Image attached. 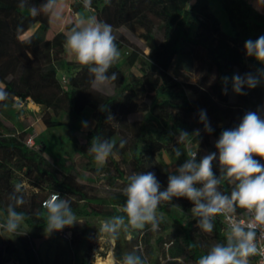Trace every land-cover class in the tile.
<instances>
[{
	"label": "trees",
	"instance_id": "1",
	"mask_svg": "<svg viewBox=\"0 0 264 264\" xmlns=\"http://www.w3.org/2000/svg\"><path fill=\"white\" fill-rule=\"evenodd\" d=\"M228 21L234 30L233 35H226L220 30L215 15L210 11L207 0H91L86 6L85 0H78L70 5L71 12L81 15L86 8L95 10L98 21L110 24L113 30L123 26H134L139 31V38L146 48H163L171 41L184 42L193 49L204 52V70L197 83H188L172 77L168 66L160 58L157 62L148 60L139 48L132 47L129 60L140 63L141 75L137 81L145 89L144 113L139 129L123 132L118 126L106 123L108 113L114 117L127 116L137 107L136 94H131L125 86V75L115 63L109 70L118 74L116 81L110 82L115 88L114 94L101 92L94 87L92 78L85 66L73 64L64 58L66 47L64 31L45 38L48 25L41 22L43 14L32 17L28 11L35 4L39 7L44 0H0V112L8 102L15 98L23 102L29 99L42 109L40 118L46 127L59 125L63 113L78 116L84 107L92 108L96 113L93 127L72 137L79 150L89 155L88 147L95 135L112 140L116 147L114 153L121 150L123 139L130 148V173L118 166L111 155L107 163L113 166L115 177L127 184V178L133 173L154 172L162 189L167 187L168 175L161 172L156 164V156L165 151L170 157L175 156L174 148H182L190 143L200 156L217 151L215 142L222 130L237 126L247 111H257L264 105V83L254 89H243L246 95L232 96V76H243L247 72L256 74L264 67L253 57H248L244 49L246 40H256L264 35V14L255 11L246 0H220ZM23 5V6H22ZM36 29L26 38L21 39L29 29L37 24ZM74 27L73 22L65 25L66 30ZM18 28L23 31H18ZM28 53H31L29 56ZM141 54V55H140ZM73 67V68H72ZM58 70H66L67 76L60 80ZM227 77V84L224 78ZM227 88V92L223 91ZM159 110V115L153 114ZM206 110L208 120L214 131L208 134L199 121V111ZM200 129V136H190L183 142H177L180 130L192 133ZM146 132H151V135ZM81 139V142H79ZM0 190L15 193L23 203L16 207L25 216L24 223L30 228L46 227L45 200L35 203L37 194L25 196L21 188L10 183L5 162L17 157L20 164L15 169L25 173L34 172L38 177L49 182L58 193L70 200L77 196L83 202L78 208L71 202V207L78 216L96 215L102 217L122 215L121 212H104L99 206L87 201L86 192L82 191L66 177L61 178L54 166L45 162L36 152L31 151L22 141L20 134L0 132ZM259 159V157H256ZM264 164V160L260 161ZM214 171L219 175L218 162L214 161ZM40 186L39 182H32ZM231 185L225 182L221 191L230 193ZM116 204L121 206L126 201L123 192L115 194ZM173 207L162 204L158 212L165 214L172 221L183 225V214L191 203L187 199H173ZM8 208L0 204V211L7 218ZM244 210L237 209V214ZM3 219V218H2ZM196 223V220H194ZM215 228L211 233L215 243H224L225 235L218 216L214 219ZM184 229V228H183ZM185 245L196 262L207 251L185 231ZM173 258L182 256L183 250L171 252ZM119 257V256H118ZM83 264H87L83 261Z\"/></svg>",
	"mask_w": 264,
	"mask_h": 264
},
{
	"label": "rangeland",
	"instance_id": "2",
	"mask_svg": "<svg viewBox=\"0 0 264 264\" xmlns=\"http://www.w3.org/2000/svg\"><path fill=\"white\" fill-rule=\"evenodd\" d=\"M77 1L60 0L57 9L60 14L59 18L55 15H42L41 22L48 25V30L44 34L45 38H51L58 31H64L67 34L69 30L65 29V25L70 22H73L75 26L81 18H96L95 10L89 8L84 9L81 15H74L70 5L76 4ZM207 1L210 11L218 20L220 30L228 36L233 35L234 30L222 8L221 1ZM37 25L38 23L20 38L24 39L30 35ZM133 27L123 26L113 30L121 53L116 64L124 72L127 90L137 96V107L131 114L115 117L118 123L115 126H118L123 132L139 129L144 113L143 102L146 100V91L137 81V77L141 75L140 63L138 59L131 62L128 57L132 47L139 48L152 62H157L162 58L172 77L188 83H197L202 69L204 70L202 64L205 61L203 51L193 49L188 44L177 40L171 41L163 48L150 50L139 38V31ZM64 58L69 60L73 67L79 65L67 48ZM57 76L63 80L67 76V71L58 70ZM94 87L107 94L115 93V88L110 83L94 84ZM233 94L232 89V96ZM41 113V107L35 105L30 99L23 102L15 98L13 102H8L0 112V132L20 134L22 141L33 137L34 145L28 149L36 152L45 162L57 168L61 178L66 177L67 181L86 192L87 201L90 204L99 206L104 212H120V206L115 203V194L123 192L126 184L115 177L116 173L110 163H106L98 171V165L93 155L91 153L83 154L72 141V137L78 138L81 133L93 127L96 118L95 111L86 106L77 117L68 113H63L60 117L54 116L55 120L60 121L59 125L54 127L44 125L40 118ZM153 114L158 116L159 110L155 109ZM83 120H87L90 127H82ZM146 133L151 135V132ZM195 146L190 143L185 144L181 150L184 154L179 159L176 156L170 157L165 151L161 152L156 156L158 169L166 174L174 173L176 167L185 161L186 156L195 149ZM113 156L117 160L119 168L129 174V145L123 146ZM19 164L17 157H12L5 162V166L9 170L10 183L21 188L27 198L31 194H37L35 203H38L50 198L53 192L58 193L54 186L44 178L38 177L36 173L26 174L25 169L16 170L15 166ZM3 171L4 168H0V175L3 174ZM13 180L16 181V184L12 182ZM34 181L39 182L40 186L33 185ZM70 200L75 206L82 208L83 202L77 196L70 197ZM0 204L4 208H8L10 204L15 205V199L11 194L0 190ZM192 207L191 203L189 210L184 212L183 225L177 224L165 214L158 212L163 219L155 230L150 225L145 226L142 230L121 229L114 239L100 230L101 222L112 216L76 215L79 223L71 228L47 234L45 228H30L24 222L22 226L26 228L25 231L7 232L2 227L4 222L1 220L6 217L0 211V264H83V261L87 264H95L98 257L107 258L109 255L113 257V264H118L123 254L128 252H135L143 259L144 264H196L185 245V231L190 232L195 242L206 251L215 244V241L211 233H205L196 226L195 219L190 214ZM41 237H46V239L40 242L36 249L32 239ZM180 250H183L182 256L173 258L171 252Z\"/></svg>",
	"mask_w": 264,
	"mask_h": 264
},
{
	"label": "clouds",
	"instance_id": "3",
	"mask_svg": "<svg viewBox=\"0 0 264 264\" xmlns=\"http://www.w3.org/2000/svg\"><path fill=\"white\" fill-rule=\"evenodd\" d=\"M59 2L44 0L39 7L31 5L28 11L33 18L41 14L59 18ZM85 4L90 6L91 0H85ZM18 31L23 29L18 28ZM65 47L77 63L87 68L93 84H106L118 79L116 72L109 74L121 55L110 24L98 21L95 17L79 19L67 33ZM244 49L248 57L264 65V35L254 41L246 40ZM227 80L225 77V84ZM262 83L264 67L258 68L256 74L247 72L243 76H232V89L237 95H246L243 89H254ZM223 91L226 94L227 88ZM3 98L4 94L0 93V99ZM198 115L204 131L211 134L214 129L206 110L201 109ZM105 122L118 124L110 112ZM81 124L84 128L90 127L87 120ZM200 134V129H195L191 134L180 130L177 142H183L190 136L199 137ZM125 143L122 139L120 147ZM115 147L110 139L98 135L92 138L87 151L93 155L98 171L114 154ZM215 148L217 151L200 156L199 159L198 153H189L175 172L169 173L164 189L154 172L128 176L123 189L126 201L119 209L122 215L102 221L100 230L113 239L121 229L142 230L150 225L155 230L163 219L158 214L159 207L164 203L179 207L173 204V199L184 198L192 203L190 214L201 231L212 233L217 215H223L230 221L225 242L211 245L206 253L200 255L196 264H249V257L261 251L257 246V232L259 238L264 239V164L260 162L264 160V105L257 111H247L234 128L222 130ZM174 154L179 159L184 153L174 148ZM214 161L218 162L219 175L214 171ZM225 182L232 186L230 193L221 191ZM13 198L15 205L8 206L7 218L2 225L7 232H16L25 219L24 214L16 210L23 203L22 198L15 196V193ZM45 208L47 234L79 223L70 200L57 192L52 193ZM237 209L245 210L249 215L247 223L236 218ZM118 264H144V261L135 252H128L123 254Z\"/></svg>",
	"mask_w": 264,
	"mask_h": 264
},
{
	"label": "built area",
	"instance_id": "4",
	"mask_svg": "<svg viewBox=\"0 0 264 264\" xmlns=\"http://www.w3.org/2000/svg\"><path fill=\"white\" fill-rule=\"evenodd\" d=\"M64 82H65V79H63ZM24 144L27 146V147H32L34 145V139L33 137H29L27 138L25 141H23ZM192 152H195V150H193ZM191 152V153H192ZM49 199V198H48ZM48 199H45L43 202H42V205L45 207V204L47 202ZM220 222H221V225H222V233L225 235H227V230H228V226H229V223L230 221L223 215H217ZM236 218L238 220H241V221H244L245 223L248 222V219H249V215L246 213V211L244 210L243 213L241 214H237L236 213ZM259 232H257V246L258 248L261 250L258 254L254 255V256H251L249 257V264H264V239H260L259 238Z\"/></svg>",
	"mask_w": 264,
	"mask_h": 264
},
{
	"label": "crops",
	"instance_id": "5",
	"mask_svg": "<svg viewBox=\"0 0 264 264\" xmlns=\"http://www.w3.org/2000/svg\"><path fill=\"white\" fill-rule=\"evenodd\" d=\"M246 1L251 5V7L255 11L264 14V0H246Z\"/></svg>",
	"mask_w": 264,
	"mask_h": 264
},
{
	"label": "water",
	"instance_id": "6",
	"mask_svg": "<svg viewBox=\"0 0 264 264\" xmlns=\"http://www.w3.org/2000/svg\"><path fill=\"white\" fill-rule=\"evenodd\" d=\"M12 182H13L14 184H16V181H15V180H13ZM1 220L4 222L6 219H2V218H1ZM18 230L25 231L26 228H25L24 226L21 225V226H19ZM45 239H46V237L33 238L32 241H33V243H34V245H35V248L37 249L38 246H39V243L42 242V241L45 240ZM9 264H13V263H9Z\"/></svg>",
	"mask_w": 264,
	"mask_h": 264
},
{
	"label": "bare ground",
	"instance_id": "7",
	"mask_svg": "<svg viewBox=\"0 0 264 264\" xmlns=\"http://www.w3.org/2000/svg\"><path fill=\"white\" fill-rule=\"evenodd\" d=\"M95 264H113V257L110 255L107 258L98 257L95 260Z\"/></svg>",
	"mask_w": 264,
	"mask_h": 264
}]
</instances>
